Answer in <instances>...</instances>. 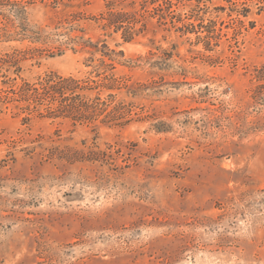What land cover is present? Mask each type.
<instances>
[{
	"label": "rangeland",
	"instance_id": "1",
	"mask_svg": "<svg viewBox=\"0 0 264 264\" xmlns=\"http://www.w3.org/2000/svg\"><path fill=\"white\" fill-rule=\"evenodd\" d=\"M143 1H0V84L85 103L0 109V264H264V0Z\"/></svg>",
	"mask_w": 264,
	"mask_h": 264
},
{
	"label": "trees",
	"instance_id": "2",
	"mask_svg": "<svg viewBox=\"0 0 264 264\" xmlns=\"http://www.w3.org/2000/svg\"><path fill=\"white\" fill-rule=\"evenodd\" d=\"M3 1V0H0ZM159 1L166 3V0H144L142 3L141 11H146L147 6L155 5ZM139 15H142L140 11L124 12V11H109L107 15L102 16L106 21V26L114 27L115 30L123 29V37L125 41H131L134 32H132V27L129 25L137 22ZM143 16V15H142ZM4 63H12L13 66L16 65L14 56L0 57V65ZM17 69V66H16ZM2 85H7V82H1ZM0 84V109L5 106L8 108V103H27L25 107H19L22 113L31 115V112L36 109H30L31 106H40L45 101L49 106L56 103V109L47 107V111L55 112L59 114H68L71 117L77 118L83 108L85 103H76L77 96L76 91L79 86L78 81L73 78H62L57 75H51L47 77L44 82L40 84V87L30 86L28 83H25L15 89L14 86L4 87ZM17 107V106H16ZM25 121L30 119L25 117Z\"/></svg>",
	"mask_w": 264,
	"mask_h": 264
}]
</instances>
